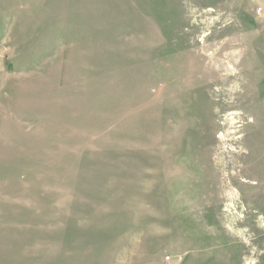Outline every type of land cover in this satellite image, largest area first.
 Returning <instances> with one entry per match:
<instances>
[{"label": "rangeland", "instance_id": "obj_1", "mask_svg": "<svg viewBox=\"0 0 264 264\" xmlns=\"http://www.w3.org/2000/svg\"><path fill=\"white\" fill-rule=\"evenodd\" d=\"M0 264H264V0H0Z\"/></svg>", "mask_w": 264, "mask_h": 264}]
</instances>
